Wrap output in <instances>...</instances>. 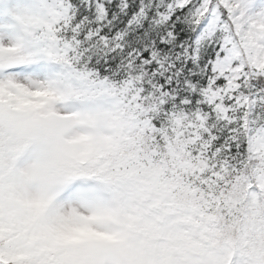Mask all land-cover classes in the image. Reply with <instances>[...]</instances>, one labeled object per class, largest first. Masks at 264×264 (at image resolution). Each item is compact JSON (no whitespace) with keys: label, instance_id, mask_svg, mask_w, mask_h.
Listing matches in <instances>:
<instances>
[{"label":"snow or ice","instance_id":"snow-or-ice-1","mask_svg":"<svg viewBox=\"0 0 264 264\" xmlns=\"http://www.w3.org/2000/svg\"><path fill=\"white\" fill-rule=\"evenodd\" d=\"M0 264H264V0H0Z\"/></svg>","mask_w":264,"mask_h":264}]
</instances>
